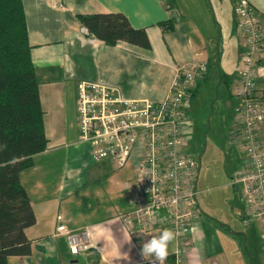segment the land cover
<instances>
[{
  "label": "crops",
  "instance_id": "crops-1",
  "mask_svg": "<svg viewBox=\"0 0 264 264\" xmlns=\"http://www.w3.org/2000/svg\"><path fill=\"white\" fill-rule=\"evenodd\" d=\"M220 1L178 0V13H174L167 0H23L49 144L45 152L33 158V167L20 174L36 217L35 225L26 229L31 253L11 257L8 264L145 261L140 256L144 240L117 220L134 209L125 183L136 181L139 150L133 157L134 165L125 168L111 158L94 162L92 148L79 141L77 88L81 81H93L117 88L127 98L161 101L171 87L176 68L191 64L205 65L207 74L190 88L184 100L185 114L191 108L189 102L201 97L209 83L215 86L216 105L226 110L223 114L231 122L226 133L228 141L242 157L233 154L234 149L230 154L236 164L228 183L236 221L214 214L219 196L213 192L223 185L201 190L207 196L203 205L198 201L201 215L188 235L187 264H264V226L254 219L248 227L243 224L247 205L242 198L243 188L237 195L240 183H234L236 173L246 163L233 113L244 40L236 30L237 0H224V4ZM248 1L254 6V16L263 32L256 96L264 102V0ZM108 13L123 14L134 28L146 29L151 49L126 43L109 46L91 34L79 18ZM169 22L173 23L172 29L166 25ZM258 137L264 146V125ZM186 141L185 149L187 137ZM61 228H89L95 248L73 255ZM162 231L157 227L153 233ZM172 248L170 254L175 250V241Z\"/></svg>",
  "mask_w": 264,
  "mask_h": 264
},
{
  "label": "built area",
  "instance_id": "built-area-1",
  "mask_svg": "<svg viewBox=\"0 0 264 264\" xmlns=\"http://www.w3.org/2000/svg\"><path fill=\"white\" fill-rule=\"evenodd\" d=\"M235 15L244 49L238 63L233 113L246 163L236 173L234 183L243 186L242 198L247 205L243 224L248 227L254 219L264 226V146L258 137L264 125V102L256 96L263 32L248 0H237ZM206 74L205 65L178 66L161 101L127 98L117 88L93 81H81L77 88L79 141L92 148L94 162L111 158L125 168L139 150L136 181L125 183L128 201L134 209L117 220L144 242L155 235L157 227L173 229L175 250L165 264L188 263V235L201 215L197 199L200 164L185 152L183 119L184 100L190 88ZM61 220L59 217L58 221ZM62 233L75 256L95 248L89 228H63Z\"/></svg>",
  "mask_w": 264,
  "mask_h": 264
},
{
  "label": "trees",
  "instance_id": "trees-1",
  "mask_svg": "<svg viewBox=\"0 0 264 264\" xmlns=\"http://www.w3.org/2000/svg\"><path fill=\"white\" fill-rule=\"evenodd\" d=\"M79 18L109 46L151 49L147 30L134 28L123 14ZM166 25L173 28L172 22ZM48 144L23 0H0V264L31 253L26 229L36 217L20 174L33 167V158Z\"/></svg>",
  "mask_w": 264,
  "mask_h": 264
},
{
  "label": "rangeland",
  "instance_id": "rangeland-1",
  "mask_svg": "<svg viewBox=\"0 0 264 264\" xmlns=\"http://www.w3.org/2000/svg\"><path fill=\"white\" fill-rule=\"evenodd\" d=\"M170 3L171 10L178 13L175 8V2L178 0H167ZM224 0L220 3L224 4ZM215 86L209 83L208 89L204 90L201 97H197L189 102V108L184 116L183 124H185V135L188 140V146L185 152L194 156L195 160L200 164V173L198 179V201L203 205L205 195L201 190L212 186H221L217 188L213 194L219 196V202L214 212L218 218H232L236 221L235 214L230 204L232 197V187L228 185L231 173L236 169L234 159L230 154L241 153L234 144L228 141L227 132H229V124L231 122L226 119L224 110L220 108V104L216 105ZM226 111V110H225ZM135 159V158H134ZM133 157L129 164L134 165ZM137 159V158H136ZM234 163V164H233ZM242 184L238 185L237 195L242 190ZM241 225L240 222H237Z\"/></svg>",
  "mask_w": 264,
  "mask_h": 264
},
{
  "label": "clouds",
  "instance_id": "clouds-1",
  "mask_svg": "<svg viewBox=\"0 0 264 264\" xmlns=\"http://www.w3.org/2000/svg\"><path fill=\"white\" fill-rule=\"evenodd\" d=\"M175 239L176 233L173 229H164L158 235H153L150 240L141 244L140 256L149 261V264H165L170 251L173 250L172 245ZM129 258L127 254V259Z\"/></svg>",
  "mask_w": 264,
  "mask_h": 264
}]
</instances>
